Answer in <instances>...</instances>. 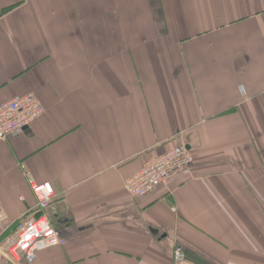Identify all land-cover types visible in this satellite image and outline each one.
<instances>
[{"label": "crops", "instance_id": "0c3cea01", "mask_svg": "<svg viewBox=\"0 0 264 264\" xmlns=\"http://www.w3.org/2000/svg\"><path fill=\"white\" fill-rule=\"evenodd\" d=\"M0 242L50 183L63 243L30 264H264V0H0ZM184 145L188 176L125 181ZM4 264H7L4 262Z\"/></svg>", "mask_w": 264, "mask_h": 264}, {"label": "built area", "instance_id": "2783aa9c", "mask_svg": "<svg viewBox=\"0 0 264 264\" xmlns=\"http://www.w3.org/2000/svg\"><path fill=\"white\" fill-rule=\"evenodd\" d=\"M44 113L40 101L27 94L0 105V141L23 134ZM194 160L184 146L173 147L162 155L144 162L140 171L125 181L134 199H143L157 187H168L178 175L188 176ZM36 200L35 209L22 216L12 235L0 242V264H30L39 251L58 246L63 240L52 225L48 208L55 196L50 183L29 182ZM185 254L175 247L172 264H182Z\"/></svg>", "mask_w": 264, "mask_h": 264}, {"label": "trees", "instance_id": "16d2710c", "mask_svg": "<svg viewBox=\"0 0 264 264\" xmlns=\"http://www.w3.org/2000/svg\"><path fill=\"white\" fill-rule=\"evenodd\" d=\"M178 146H181V145H178ZM176 147V146H175Z\"/></svg>", "mask_w": 264, "mask_h": 264}]
</instances>
